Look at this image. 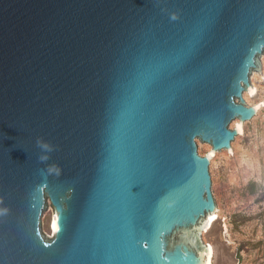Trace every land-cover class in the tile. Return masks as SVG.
I'll use <instances>...</instances> for the list:
<instances>
[{"label": "water", "instance_id": "95a60500", "mask_svg": "<svg viewBox=\"0 0 264 264\" xmlns=\"http://www.w3.org/2000/svg\"><path fill=\"white\" fill-rule=\"evenodd\" d=\"M262 54L264 0H0V264H209Z\"/></svg>", "mask_w": 264, "mask_h": 264}, {"label": "rangeland", "instance_id": "374dc122", "mask_svg": "<svg viewBox=\"0 0 264 264\" xmlns=\"http://www.w3.org/2000/svg\"><path fill=\"white\" fill-rule=\"evenodd\" d=\"M260 59L262 74L256 69L250 74L257 90L252 95L244 91L249 105L264 103V54ZM237 118L240 121L239 117L232 119L230 128L237 126ZM243 128V133L232 140L233 154L223 148L211 157L212 190L218 209L213 224L202 230V239L213 246V264H237L239 246V264H264V104L253 118L243 122ZM196 142L202 155L213 149L211 142L199 137ZM47 201L41 228L51 238L54 210L50 198Z\"/></svg>", "mask_w": 264, "mask_h": 264}, {"label": "clouds", "instance_id": "9594fccd", "mask_svg": "<svg viewBox=\"0 0 264 264\" xmlns=\"http://www.w3.org/2000/svg\"><path fill=\"white\" fill-rule=\"evenodd\" d=\"M173 18H175V17H173ZM37 145H38V147H40L41 149H42V151L43 152H51L53 149H52V147L48 144V143H46V142H44L43 140H40V139H38V141H37ZM49 159V157H48V155H45V154H42L41 156H40V160L43 162V161H47ZM52 171H55L57 174H59V169L58 168H55V167H51V168H49V172H52Z\"/></svg>", "mask_w": 264, "mask_h": 264}, {"label": "bare ground", "instance_id": "6f19581e", "mask_svg": "<svg viewBox=\"0 0 264 264\" xmlns=\"http://www.w3.org/2000/svg\"><path fill=\"white\" fill-rule=\"evenodd\" d=\"M256 90H257V87H256ZM254 93H255V92H254ZM254 93H253V94H254ZM263 104H264V103H260L258 109H259L260 106H262ZM235 123H240V121L238 120V118H237V120H236ZM242 128H243V125H242ZM243 129H244V128H243ZM242 133H243V131H242ZM212 150H213V149H212ZM216 213H217V211H215V214H216ZM216 218H217V216L211 220V223H210L209 227L213 224V222L215 221ZM53 222H54V220H53ZM209 227H207V229H208ZM53 236H54V229H53ZM210 246H211V256H210V258H209V264H213V254H214V249H213L212 244H210Z\"/></svg>", "mask_w": 264, "mask_h": 264}]
</instances>
